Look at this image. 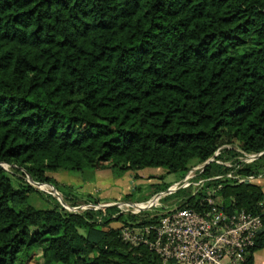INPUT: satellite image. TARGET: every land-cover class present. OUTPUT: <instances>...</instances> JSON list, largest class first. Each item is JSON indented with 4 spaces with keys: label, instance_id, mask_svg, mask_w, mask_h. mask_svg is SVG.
Masks as SVG:
<instances>
[{
    "label": "trees",
    "instance_id": "obj_1",
    "mask_svg": "<svg viewBox=\"0 0 264 264\" xmlns=\"http://www.w3.org/2000/svg\"><path fill=\"white\" fill-rule=\"evenodd\" d=\"M216 152L231 164L264 153V0H0V264L20 254L24 264L33 249L43 264H161L122 242L110 224L128 220L114 207L26 205L40 192L25 176L55 188L50 174L61 171L183 178ZM228 171L213 161L204 176ZM236 173L264 177V154ZM206 187L237 208L264 201L254 183ZM178 193L179 208L192 205ZM163 215L128 219L146 226ZM260 249L264 231L246 264Z\"/></svg>",
    "mask_w": 264,
    "mask_h": 264
},
{
    "label": "built area",
    "instance_id": "obj_2",
    "mask_svg": "<svg viewBox=\"0 0 264 264\" xmlns=\"http://www.w3.org/2000/svg\"><path fill=\"white\" fill-rule=\"evenodd\" d=\"M240 153L236 162L231 164L215 160L216 152L213 158L191 167L183 178L144 203L90 205L82 209L98 211L114 207L119 213L125 211L132 215L152 208L163 209L164 215L153 224L141 226L131 223L120 224L119 227L122 242L131 248H146L161 264H246L258 234L264 231V201L258 202L253 210L237 208L232 197H224L215 193L212 187H206L208 183L220 180L252 184L263 179L262 175L241 176L236 173L240 164L257 159V155ZM213 161L229 171L222 175L204 176L206 165ZM178 192H186L192 197V205L169 209L158 204L159 200ZM63 208L70 210L66 206Z\"/></svg>",
    "mask_w": 264,
    "mask_h": 264
},
{
    "label": "rangeland",
    "instance_id": "obj_3",
    "mask_svg": "<svg viewBox=\"0 0 264 264\" xmlns=\"http://www.w3.org/2000/svg\"><path fill=\"white\" fill-rule=\"evenodd\" d=\"M226 148L229 149L231 147L226 146ZM3 167L7 171L9 170L8 166L4 165ZM50 175L60 186L58 188H55L51 184H43L41 188L32 186L40 193H31L26 205L38 210H45L51 208L55 203L54 201L60 205L59 198L63 205L70 209L66 211H73L71 213L80 214L84 211L82 207L87 206L89 208L90 205L129 202L132 204H140L146 202L147 199H153L159 193L153 194L154 185L173 184L181 179L179 174H166L164 170L156 168H146L139 171L137 178L133 177L131 173H117L109 169L86 170L84 172L61 171ZM25 180H27L26 177ZM50 186H52L53 190H51ZM181 195V193L172 194L159 200L158 204L164 208H174L182 203L181 199L183 198ZM121 212H123L121 213L122 217L128 220L126 221L127 224L131 225L133 221L128 219L131 213ZM119 214L117 213V215ZM115 217L113 216L112 218ZM97 218V220H100V217ZM110 225L111 227L117 228L120 223H111ZM28 255L29 257H26L24 264H43L39 249H33ZM23 257V254H20L17 262L22 264L21 259Z\"/></svg>",
    "mask_w": 264,
    "mask_h": 264
},
{
    "label": "crops",
    "instance_id": "obj_4",
    "mask_svg": "<svg viewBox=\"0 0 264 264\" xmlns=\"http://www.w3.org/2000/svg\"><path fill=\"white\" fill-rule=\"evenodd\" d=\"M255 185H259L264 193V180L259 179L254 182ZM81 192V191H80ZM256 255V257H255ZM254 264H264V249L257 250L253 253Z\"/></svg>",
    "mask_w": 264,
    "mask_h": 264
},
{
    "label": "water",
    "instance_id": "obj_5",
    "mask_svg": "<svg viewBox=\"0 0 264 264\" xmlns=\"http://www.w3.org/2000/svg\"><path fill=\"white\" fill-rule=\"evenodd\" d=\"M263 154H264V153L258 154V155H257V158H258L259 156L263 155ZM206 164H208V162L205 163V165H206ZM25 177H26V179H27L26 182H27L28 184H30L31 186H34V187H37V188H41L40 186H43V184H40V183H37V182H32V180L30 179L29 176L26 175ZM50 187H51V190H53L52 186H50ZM58 201H59L61 207H64L63 203L59 200V198H58Z\"/></svg>",
    "mask_w": 264,
    "mask_h": 264
},
{
    "label": "bare ground",
    "instance_id": "obj_6",
    "mask_svg": "<svg viewBox=\"0 0 264 264\" xmlns=\"http://www.w3.org/2000/svg\"><path fill=\"white\" fill-rule=\"evenodd\" d=\"M41 187V186H40ZM155 200H153V202H154Z\"/></svg>",
    "mask_w": 264,
    "mask_h": 264
}]
</instances>
